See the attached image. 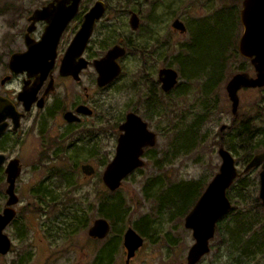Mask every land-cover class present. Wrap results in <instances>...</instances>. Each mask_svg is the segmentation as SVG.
Segmentation results:
<instances>
[{"label": "rangeland", "instance_id": "1", "mask_svg": "<svg viewBox=\"0 0 264 264\" xmlns=\"http://www.w3.org/2000/svg\"><path fill=\"white\" fill-rule=\"evenodd\" d=\"M50 0H0V56L23 47L20 40L28 22L26 20L32 9L39 7ZM95 0H82L84 10ZM106 5V13L98 21L92 34L90 47L94 54L99 56L114 43L127 42V54L122 62L123 72L112 84L105 89L98 90L96 84H90V74L95 73L92 66L86 68L80 75L83 84H89V93L93 96L95 112L90 120V129H94L95 142L80 140L73 141L70 146L63 140L53 137L56 144L49 147L41 145L37 139L29 137L24 148L19 150L24 163L22 172L17 181L20 193L19 203L16 204V219L10 228L4 229L7 235H13V247L28 249L30 255L36 256L41 264H92L94 252L103 242L109 238L118 237L120 242L117 252L111 264H126L124 262L125 251L122 246V234L128 228H133L142 238V244L137 248L130 264H178L184 261L187 248L193 243L191 230L183 225L184 215L177 212L175 206L163 203L157 208V200L152 196H145L146 182L157 178L163 185V189L180 180H201L204 185L214 176L218 169L220 158L217 148L219 141L230 134L237 124L244 119H253L256 104L264 100V85L258 88L238 89V106L236 113H231V104L227 97L225 84L230 77L239 71H248L253 75V67L246 58L240 54L231 53L226 60V68L222 79L218 82L209 80L210 68L200 73L203 74L207 93L200 98V82L192 81L188 89L179 92L176 88L174 97L175 107L172 113L160 109V121L153 119L150 125L157 129L156 143L147 150L144 163L138 169L125 176L120 186L115 190H109L100 180L104 165L113 157L115 147V134L111 133L108 125L114 123L115 118L124 110L127 100L133 102L140 98L142 90L139 82L140 60L145 59L140 55L143 51L151 50L154 38H162L171 32L172 56L178 52L180 45L187 42L189 27L195 22L206 23L213 26L219 13H226L227 9L235 8L237 16L241 8V0H103ZM229 10V11H230ZM129 11L136 12L139 25L131 29L127 19ZM184 22L187 26L185 34L174 31L171 27L173 18ZM77 21L67 28L63 37L68 36ZM38 29V28H37ZM150 29L151 31H147ZM7 30L9 42L3 45L2 35ZM238 34L234 39L237 51V38L242 29L240 20ZM41 31V27L39 28ZM151 33V35H149ZM146 43V44H145ZM191 45V44H190ZM144 46V47H143ZM185 53V50L184 52ZM149 57L148 69L161 65L162 60L151 61ZM0 61V63H1ZM177 64L173 59V66ZM2 75L0 64V78ZM154 76L155 72H154ZM202 78V77H200ZM203 79V78H202ZM125 82L127 83L124 86ZM70 89L78 93L82 85L70 81ZM189 85V83L187 84ZM18 81L13 80L2 89L16 90ZM62 85H60V89ZM59 89V92L61 91ZM126 90L124 93L123 90ZM175 94V93H174ZM199 100V101H198ZM258 121V120H257ZM194 124L192 137L194 147L188 151H182L179 147L182 140H187L192 133L188 130ZM226 124L224 129L220 126ZM229 127V128H227ZM47 134L51 132L46 130ZM185 137V138H184ZM222 137V138H221ZM96 145V146H95ZM223 146V145H222ZM224 147V146H223ZM226 148V147H224ZM42 149L49 156L51 153L64 154L63 157L48 159L40 158L35 154ZM227 149V148H226ZM77 150V151H75ZM229 150V149H228ZM93 151V152H91ZM240 151V150H239ZM90 152V153H89ZM177 155L175 156V154ZM232 153L237 165L238 176L233 184L238 185L236 180L249 178V189H245L246 201L240 198H229L230 209L216 220L213 237L209 241L210 250L203 255L196 264H264V253L256 252L253 257L239 258L234 251L226 247L221 241L226 228L231 222L233 215L239 208L255 209L252 205L258 198V171L260 166H255L243 171V154ZM170 155V160L165 162V156ZM165 162L157 167L155 160ZM82 163H90L94 173L84 175L79 167ZM64 170L71 173V184L63 182ZM40 185L45 188V194L39 197L33 193L32 187ZM34 194V195H33ZM121 199L123 203L122 219L112 221L108 235L100 239H93L87 235L88 226L97 216V207L100 199ZM259 199V198H258ZM74 201H80L81 210L77 213L85 217L86 226L78 227L73 217ZM260 203V199H259ZM233 206V207H232ZM260 218L254 226H264L263 209H258ZM186 215V214H185ZM105 218V217H104ZM135 224L140 227L136 228ZM23 226L24 236L18 238L17 227ZM143 230L144 234L140 231ZM140 230V231H139ZM51 253V255H49ZM36 254V255H35ZM10 256L13 253L9 254Z\"/></svg>", "mask_w": 264, "mask_h": 264}, {"label": "water", "instance_id": "2", "mask_svg": "<svg viewBox=\"0 0 264 264\" xmlns=\"http://www.w3.org/2000/svg\"><path fill=\"white\" fill-rule=\"evenodd\" d=\"M56 3L54 4V2ZM50 0L40 7L32 9L27 17L28 24L25 27L24 42L25 49L12 52L8 59V68L15 73L25 70L28 74L31 71H39L42 76L52 66V60L55 56V48L58 39L65 27V24L72 18L77 11L79 0ZM238 17L241 25V33L237 38V52L243 58L249 59L254 68V75H249L246 71L235 72L225 84L228 100L231 104V113H236L238 102V89L240 88H258L264 85V0H242ZM105 2L103 0L94 1L83 14L81 23L70 40L60 61L59 71L63 74H76L85 66L83 58H73L81 53L87 39L90 37L94 22L99 20L105 13ZM38 20H43L42 31L38 40H32L29 34L35 29ZM131 29L138 25L137 14L129 12L127 19ZM171 26L180 32L185 29L184 23L174 18ZM125 47L117 43L112 44L100 58L94 59L93 66L96 76V84L100 87L108 84L114 77L120 73V65L117 57L124 54ZM177 78L176 69L161 68L159 71V81L163 89L170 88ZM5 77L1 79L3 83ZM34 90V89H33ZM26 104L31 101L32 93L21 91L18 94ZM1 99V97H0ZM2 101L0 100V104ZM87 109V108H86ZM90 113L91 109L85 111ZM70 115V112H67ZM71 117V116H70ZM126 120L119 125V136L114 156L105 164L101 173L100 180L107 189L115 190L121 184L123 178L135 168L141 167L144 163L141 153L143 146H152L155 142V133L146 128V122L133 113L126 115ZM226 124L221 125L224 129ZM220 158L218 169L214 176L203 187L201 194L191 208L186 212L183 218V225L191 230L193 243L188 247L185 255V261L179 264H195L199 258L207 253L209 241L213 237L216 220L224 215L231 206L230 199L226 196V190L232 181L238 176L237 165L230 150L219 145L217 148ZM2 156L0 155V159ZM1 161V160H0ZM260 166L258 173V193L261 209L264 214V149L254 153L245 166L243 171L251 167ZM80 171L84 175L94 173L91 164L82 163ZM7 177V188L9 199L7 203H14L16 196L13 193L14 179L19 173V167L16 160H12L5 170ZM14 211L11 208H5L0 214V231L4 225L11 220ZM109 221L104 217H96L88 226L87 235L95 238H104L109 228ZM142 244L141 236L131 227H128L122 234V245L126 251L124 262L133 256L134 250ZM10 246L8 237L0 232V252L4 253Z\"/></svg>", "mask_w": 264, "mask_h": 264}, {"label": "flooded vegetation", "instance_id": "3", "mask_svg": "<svg viewBox=\"0 0 264 264\" xmlns=\"http://www.w3.org/2000/svg\"><path fill=\"white\" fill-rule=\"evenodd\" d=\"M47 2H45L44 4H46ZM55 3L56 1L54 2V4ZM65 3L66 5H68L70 3V0H67ZM89 6H87L86 9ZM86 9L84 10V6L82 7V0H79L77 11H75L76 13H74L72 18L68 21V23L65 24V27L63 28L60 36H58L59 39L55 48V56L52 60L53 61L52 66L46 73H44V76H42V74H40L39 71H31L29 72V74L25 70L17 73L10 71L7 62L12 52L9 53V51L6 50L7 54L2 55L3 61H1V56H0V61H1L0 64L2 70V75L0 78V97H1L0 100L2 101V103L0 104V155L2 156V158L0 159L1 160L0 161V214L3 213L5 208H11L14 211V215L11 218V220H9L0 231L8 237L10 242V246L7 249V251L4 253L0 252V264H41L40 262L37 261V259H35L36 256L30 255L28 249H21V250H18V248L14 249L13 247L14 245L13 240L15 239L14 236L12 234L7 235L5 232H3L4 229L10 228L13 222L15 221L14 219H16L17 208L15 207L20 200V193L18 191L17 181L19 179V175L22 172L21 170L23 169L25 163L22 161V159H20L21 156L19 154V150H21V148L22 149L24 148L23 146L25 145L26 141H28V138L31 136L37 139L41 145L45 144L44 146L46 147H49V145H52V143L56 144L58 142L55 141L53 137H50V135L52 136L56 135L58 139L66 142L67 146H70L73 143V141L80 142V140L82 139L83 140L86 139V141L90 140L91 144L95 142V132H94L95 128L90 129V120L93 117V114L96 110L95 103L93 96L88 91L89 84L88 83L83 84L82 81H80V75L83 73V71L86 68L89 69V65L92 66L95 72L93 66L94 59L100 58V56H102L109 48H111V47L107 48L102 54L96 56L92 48L90 47L92 34L96 29L98 21L102 17L94 22L95 24L93 30L89 35L90 37L87 39V42L83 47V50L81 51V53L76 55L72 60L75 62L77 59L83 58L82 60H85V66L78 71L77 75L76 74L73 75L70 73L63 74L60 73L59 71V66H60L59 60H61L63 53L65 51V47H67L75 31L79 27L80 25L79 23H81L83 14L85 13ZM106 10L107 8L105 5V10H104L105 13ZM75 21H77L76 27L75 26L73 27L72 31L68 34V36L63 37L67 28H69V26L72 25ZM43 25H45V22L43 20H38L36 22V24L34 25L35 29L29 34L32 40L39 39L38 37L41 34ZM40 27H41V31H39ZM188 27L190 29L188 41L195 42L196 37L200 35L199 30L201 29L202 24L201 22H195V24ZM147 31L150 32L151 30L148 29ZM174 31H177V29H175ZM185 31H187V26H185L184 31L181 33L185 34L186 33ZM24 32L20 38L23 47L16 51L24 50L26 47L24 42ZM166 34L167 35H164V37L162 38L160 37L153 39L154 42L153 44H150L152 45L150 51H148L147 53H144L143 51L140 52V55L143 58H145L140 60V69L142 71L139 73V78H138L142 86V90L140 91L141 95L138 101L136 102H133L130 99L127 100L124 110L115 118L113 124L108 125V128L110 129L111 133L115 134V143L117 142V137L121 132L118 127L121 123H123L126 120L125 118L128 113H133L139 118H141L144 122H146V128L155 133V141H156V137L158 135L157 129H155L152 125L149 126V124H151L153 119L156 118L158 119V122L160 121L161 107L162 108L164 107V110L166 112L172 113V110L175 107L174 97L177 93L175 92L176 88H178L180 90L179 92L181 93V91L188 89V86H190V83L192 81H196V82H200V91H201L199 95L200 98L207 93V91L204 90L206 86L205 79L203 77V74L200 73L201 72L200 70L192 74L188 73L189 71H186L182 76L180 74L179 68L172 67L174 58L172 56L171 32L168 31V33ZM149 35H151V33ZM8 38H9V33L7 30H5L2 35L3 45L8 44L9 42ZM117 44L125 47V51L123 55L116 58L117 62L120 65V73L116 77H114L113 80H115V78H117L123 72L122 62L124 60V56L127 54V49H128L127 46H130L127 44V42H124V45L121 42ZM13 52H15V50H13ZM149 57H151L150 59L151 61H156L158 59L162 60L161 65L153 67L151 69L152 70L151 72L150 69H148ZM247 60L249 61V59ZM161 68H170V69L174 68L177 71L176 81L168 89H163L161 81H159V71L161 70ZM154 72L156 76H154ZM253 75H254V68H253ZM96 76H97V72L90 74V84L93 86L94 84H96ZM4 77L5 80L2 83L1 79ZM200 77H202L203 79ZM13 80L18 81V86L16 90H6L1 88L6 86L7 84H10L11 82H13ZM113 80L108 82V84L102 85V87L98 86L97 84L96 86L98 87V90L105 89L106 87L112 84ZM70 81H73L75 84L82 85L80 92L78 93L72 92V90L70 89V85H68L70 84ZM188 83L189 85H187ZM60 85H62L61 89H60ZM126 85L127 83L125 82L124 86ZM59 89L61 90L60 92ZM21 91H28L32 93L31 101L28 102L29 104H26V102L23 101L21 97H18V94ZM123 91L124 93H126L125 89ZM88 109L89 110L91 109L90 113L85 112ZM67 112H70V115H68ZM192 126H194V124ZM47 129L49 132H51V134H47L46 132ZM192 137L193 136H191L190 138ZM116 145L117 143L115 144L114 151L116 149ZM152 146H143V151L141 153L142 154L141 157L143 159L146 158L147 150L152 148ZM45 152L42 149H38L35 154L39 157V159L42 157L48 159L49 157L58 158L61 156V153L59 154L53 152L49 156L48 154H44ZM63 156L64 154H62L61 157ZM12 160H16V164L19 167V173L15 177L13 183L14 184L13 193L15 194L14 196H16V201L14 203L8 204L7 201L9 199L8 196L9 194L8 192H6L8 182L6 180L7 174L5 170L9 162ZM64 173L65 174L62 175L63 182H65L66 185L71 184V180H72L71 173L67 170H64ZM32 190L33 193L35 195H38L39 197L41 196L42 193L45 194L44 193L45 188H43V186L41 187L40 185L32 187ZM23 228H24L23 226L17 227L18 233L15 232V234L17 235L18 238L16 239H19L24 236L25 231H22ZM90 238H93L95 240L96 239L103 240V238H95V237H90ZM103 251H104V242L102 244V247L101 246L98 247L97 250L94 252L92 264H95L97 256L101 260V263L99 264H105V256L103 257L100 256L102 255L101 253H104ZM10 253H13V255L10 256L9 255ZM49 255H51V253ZM125 255H126V251H125ZM133 256L131 258H133ZM181 262H186V261L184 259V261Z\"/></svg>", "mask_w": 264, "mask_h": 264}, {"label": "trees", "instance_id": "4", "mask_svg": "<svg viewBox=\"0 0 264 264\" xmlns=\"http://www.w3.org/2000/svg\"><path fill=\"white\" fill-rule=\"evenodd\" d=\"M229 10L230 9H227L226 13H219L216 16L217 19L213 26H207L204 25L206 23H202V27L199 30L200 35L196 37L195 42H190L191 45L188 42L187 44L184 43L180 45L178 52L174 55V62L177 64V68H179L182 76L186 71L192 74L198 70L203 71L206 68H210V81L213 80V82H218L222 79L228 56L231 53H238L236 51L234 39L238 34L239 17L237 16L235 8ZM184 50L185 53H183ZM254 113L255 116L253 119L256 120L249 121V119H244L240 124L236 125V128L228 134L224 140L221 139L219 141L220 145H223L235 153L241 151L244 164L247 163L254 153L264 149V100H260L256 104ZM188 128L192 135L187 136L189 137L188 140L181 141L182 143L179 148L182 151H188L194 147L195 141L190 138L194 135V127L189 126ZM176 155L177 153L175 156ZM169 157L170 155L165 156V162L170 160ZM165 162H161V160L157 159L154 161V164L160 167ZM236 180L238 181V185L233 184V181L226 190V196L230 199L240 198L245 202L246 194L245 192L243 193V191L247 187V189H249L248 185L250 180L246 177L241 179L238 177ZM162 185L163 184L159 182L157 178L146 182L144 189L145 196L155 197L158 202L157 208L163 206V203H167V205L175 206L178 215L181 214L184 216L205 186L201 180L197 179H190L189 181L180 180L167 186L165 189L161 187ZM255 198L256 201L252 205L255 209L239 208L236 210L221 240L224 245L230 248L231 251H234L239 258L245 257L246 259H250L256 252L264 253V226H254L261 215L260 212H258V209H260L259 199L257 197ZM80 203V201H74V203L71 204L73 205L72 211H74L73 220L75 221L78 216L76 226L85 227V217H81L82 215L79 216V214L77 215L81 210ZM97 204H99L96 211L98 214L97 216H103L106 219L109 218L113 224L124 216L122 213V207L124 205L121 199L114 202L108 198H102ZM134 226L140 228L135 222ZM140 233L144 234L143 230H141ZM120 240L116 237L115 239L109 238L108 241L104 242V253H101L102 255L100 256H105V264H110L112 262ZM99 263H101V260L97 256L95 264Z\"/></svg>", "mask_w": 264, "mask_h": 264}]
</instances>
